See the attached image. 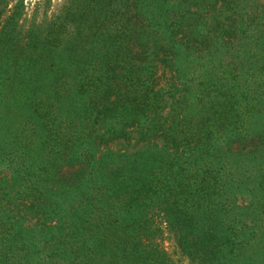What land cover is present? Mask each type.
I'll list each match as a JSON object with an SVG mask.
<instances>
[{
    "label": "trees",
    "instance_id": "trees-1",
    "mask_svg": "<svg viewBox=\"0 0 264 264\" xmlns=\"http://www.w3.org/2000/svg\"><path fill=\"white\" fill-rule=\"evenodd\" d=\"M4 2L0 264H264V29Z\"/></svg>",
    "mask_w": 264,
    "mask_h": 264
},
{
    "label": "rangeland",
    "instance_id": "rangeland-1",
    "mask_svg": "<svg viewBox=\"0 0 264 264\" xmlns=\"http://www.w3.org/2000/svg\"><path fill=\"white\" fill-rule=\"evenodd\" d=\"M21 0H5L6 5L4 16H7L8 11L11 10ZM25 5V14L23 20L29 24L33 20L41 21L44 18H52L53 15H59L70 2L73 0H23ZM124 4V8L120 10L128 15H151L153 13H160L165 10H153L140 8L143 3L155 5L161 2L170 3L173 9L170 12L176 14L188 13L191 18H194V13L197 17H202L201 20H206L214 17L220 23L214 26L207 24L199 25V28H211L213 31H227L233 30L236 32L244 31H260L264 29V0H120ZM151 1V2H150ZM153 2V3H152ZM160 2V3H159ZM126 5L128 8H126ZM128 9V10H127ZM161 73L164 72L163 70ZM160 73V75H161ZM163 78V77H161ZM114 146L120 147V142L114 143ZM259 144L254 141H247L240 143L234 147L238 150H255ZM254 221V220H253ZM250 220L249 222H253ZM254 225L255 222L249 223ZM165 239L161 240V244L169 250L171 256L180 260L181 264H190L189 259L185 258L179 253L176 248L174 240L170 239L166 233Z\"/></svg>",
    "mask_w": 264,
    "mask_h": 264
}]
</instances>
